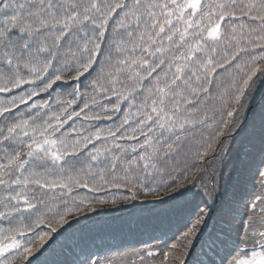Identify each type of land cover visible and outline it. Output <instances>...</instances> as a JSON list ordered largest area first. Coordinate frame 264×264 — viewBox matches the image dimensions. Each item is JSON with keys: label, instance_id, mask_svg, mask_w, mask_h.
Listing matches in <instances>:
<instances>
[{"label": "snow or ice", "instance_id": "obj_1", "mask_svg": "<svg viewBox=\"0 0 264 264\" xmlns=\"http://www.w3.org/2000/svg\"><path fill=\"white\" fill-rule=\"evenodd\" d=\"M0 264H264V0H0Z\"/></svg>", "mask_w": 264, "mask_h": 264}]
</instances>
